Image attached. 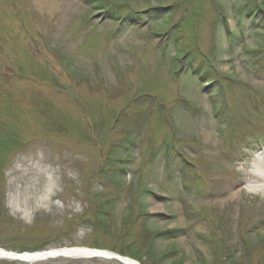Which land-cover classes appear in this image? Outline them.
Listing matches in <instances>:
<instances>
[{
	"label": "rangeland",
	"instance_id": "374dc122",
	"mask_svg": "<svg viewBox=\"0 0 264 264\" xmlns=\"http://www.w3.org/2000/svg\"><path fill=\"white\" fill-rule=\"evenodd\" d=\"M57 1L0 0V250L264 264V0Z\"/></svg>",
	"mask_w": 264,
	"mask_h": 264
},
{
	"label": "bare ground",
	"instance_id": "6f19581e",
	"mask_svg": "<svg viewBox=\"0 0 264 264\" xmlns=\"http://www.w3.org/2000/svg\"><path fill=\"white\" fill-rule=\"evenodd\" d=\"M36 5L41 9L42 12H49L50 10H55V7L58 4L57 0H35ZM257 164H260L259 162ZM258 166V165H257ZM257 172L253 173L252 176H250L251 180L254 181V184L258 185L259 188L264 189V170L261 169L260 167H256ZM51 193L49 192L48 195ZM236 192L234 189H231L230 191V196L231 197H236ZM48 255H54V258H68V259H106V260H117V258L113 257H118L122 264H139L135 261H132L131 259L128 258H123L117 254L108 252V251H101V250H94V249H89V248H65L61 250H54L52 252L44 253ZM61 255V256H60ZM17 254H12L3 250H0V259H5V260H10V261H16L18 260ZM43 253H38L36 255H29L26 254L24 256L25 260L29 261V264L34 262L35 258L37 261L35 262H41L47 260V258L38 260L39 258H43Z\"/></svg>",
	"mask_w": 264,
	"mask_h": 264
}]
</instances>
